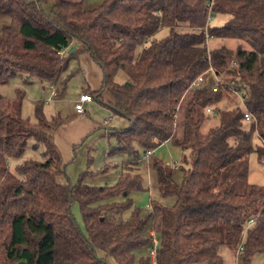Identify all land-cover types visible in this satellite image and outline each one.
<instances>
[{"label":"trees","instance_id":"1","mask_svg":"<svg viewBox=\"0 0 264 264\" xmlns=\"http://www.w3.org/2000/svg\"><path fill=\"white\" fill-rule=\"evenodd\" d=\"M86 1L0 0V15L10 18L0 30V85L24 75L64 89L70 61L89 53L104 73L92 96L130 122L109 131L117 147L108 155L134 159L121 163L113 185L85 183L108 165L73 183L53 139L69 117H48L46 102L38 100L33 122L23 115L25 90L14 98L0 94V264H110L109 257L150 264L151 231L159 241L157 264H226L222 246L236 252L241 245L240 264L264 256V185L249 181L250 155L264 153V0ZM215 15L228 18L216 25ZM211 39L236 46H212ZM74 42L79 45L70 51ZM210 67L219 88H190ZM120 71L131 80L117 82ZM237 93L245 106L219 107ZM208 109L219 122L203 133ZM30 139L43 147V157L12 171L10 160L25 153ZM167 140L182 149L178 166L158 159L152 165L162 195L175 202L152 200L148 211L134 206L121 220L133 205L130 195L147 190L135 161ZM212 228L220 238L200 237Z\"/></svg>","mask_w":264,"mask_h":264},{"label":"crops","instance_id":"2","mask_svg":"<svg viewBox=\"0 0 264 264\" xmlns=\"http://www.w3.org/2000/svg\"><path fill=\"white\" fill-rule=\"evenodd\" d=\"M32 1L34 0H28L26 2ZM1 16L2 15H0V23H4L5 19H2ZM209 42H213V44L211 43L212 46L221 44H226L227 46L231 47L236 46V42L233 40L225 41L211 39ZM78 45L79 44L77 42L73 43V47L75 48L78 47ZM65 53L66 51H64V54ZM68 74H71V77L67 83V86L62 89L60 93L58 90L59 85H50L39 77L26 79L24 75H20L14 79L15 83L24 88L26 92L29 91L28 86L30 85L32 87H30L31 91L29 92L35 93L39 90H43L41 91L42 93L46 92L44 93L46 99L43 100L49 105V110H47V112L45 111L47 116L60 114L64 117H69L67 121L56 128L53 137L54 143L61 154L68 177L71 180L76 177L78 180L80 174L83 172H95V170L91 169L90 167L93 164L92 162L98 158L93 156V154H98L100 148L103 149L104 163L105 165H108L109 168L112 165L118 167L119 164L130 161L129 159H122L119 156L109 158L108 151L110 148L109 146L111 139L108 133L112 130V128L114 129V122L116 120V114L112 111V109L102 105L100 102H98V100H96L94 96L93 101L86 104L85 114H78L74 107L75 102L82 93L91 94L90 90L97 91L101 89L104 78V73L101 67L93 60L89 53H82L70 61L69 67L64 75ZM75 76L76 79L72 81ZM35 82L39 83L40 85L33 86ZM69 86L77 87L78 91L74 93L69 91ZM53 89L57 91L56 97H52ZM50 97H52L51 100H48ZM36 100L39 99H35V101ZM144 154L145 151H142L140 158L135 162L139 167L137 170L138 173L142 175L144 180L146 179L147 183L146 185L144 184V186L147 187V190L135 192L130 195V198L133 201L131 208L134 206H139L144 210H149L152 200L159 201L165 205H172L175 202V198L173 196L162 195L159 188L158 173L156 169L153 168L152 160H161L163 163L171 164V166L175 168L178 166L182 157V149L178 146H175L171 140H167L162 142L155 149H152V153L148 160L142 159ZM109 168L106 171H109ZM114 178L116 179V177ZM115 179L114 184L117 182ZM124 200H126L124 197L115 199V201ZM129 217L123 218L120 215V218L123 221L127 220ZM220 253L224 259L221 248ZM224 261L227 264L225 259Z\"/></svg>","mask_w":264,"mask_h":264},{"label":"rangeland","instance_id":"3","mask_svg":"<svg viewBox=\"0 0 264 264\" xmlns=\"http://www.w3.org/2000/svg\"><path fill=\"white\" fill-rule=\"evenodd\" d=\"M26 1H28V0H26ZM102 2H103V0H87L86 1V3L88 5H92V6L99 5ZM43 6L47 12H50L52 9V5L50 3H46ZM1 18L5 19V22L0 23V30L4 25L10 23V18L8 16L2 15ZM227 18L228 17H226L224 15H222V16L215 15L213 17L212 23L216 24V25H220ZM165 33H166V29L162 30L158 34V36H162ZM211 43L213 44V42H211ZM74 79H76V76H75V78H73L72 81H74ZM130 80H131V78L125 72H122V71H120L116 76V81L120 82V83H124V82L130 81ZM28 85H29V83H28ZM39 85L40 84L37 82H35L33 84V86H39ZM30 87H32V86L31 85L28 86L29 91H31ZM28 88H27V90H28ZM17 90H25V89L22 88L21 86H19L18 84H16L15 80H12L11 82H9L7 84L0 85V94L5 95L9 98H14L15 96H17ZM58 90L60 93L62 90V86H59ZM29 91L26 92V90H25V96L23 99V115L25 117H29L31 119V121L35 122L36 119H35L34 111H35V106H36L37 101H38V100L35 101V99H39V100L46 99V96L44 94L46 92L42 93L41 91H43V90H41V91L39 90L35 93L29 92ZM69 91H72L74 93V92H77L78 89H77V87L72 86L69 88ZM37 95H38V97H37ZM61 96H63V95H61ZM218 105L220 108H226V107H232V106H240L241 107L242 103H241V99L238 95L235 96L234 94H231V95H228L227 98L225 97L222 101H220L218 103ZM48 108H49V105L45 104L44 110L46 112H47V110H49ZM48 116H51V115H48ZM218 122H219L218 116H217V114H215V111L213 110L211 113L207 114V118L201 127L202 132L207 133L208 130L211 127L217 125ZM114 124H115L114 128L122 129V128L128 127L130 125V122L126 118L119 116V115H116V120H115ZM110 139H111L110 148L113 149V147H117L116 140L113 137H111ZM34 142H35L34 139H30L25 153L18 158H12L10 160V168L12 171L16 172L17 165L23 163L25 160H27L29 158L40 159L43 157L42 156L43 147L38 146V147L34 148L33 147ZM254 142L258 146H263V142L261 141V139L258 136L255 137ZM102 150L103 149L100 148L98 154H95V153L93 154V156H95L96 158L98 157V158L94 162H92L93 164L91 165L90 168L95 170L96 173L98 170L103 168L105 165L104 160H103L104 157H103V151ZM115 156H109V158H113ZM119 157L122 159H129V160L134 159V157H132V156L130 157L128 155H121ZM120 171H121V164H119L118 167H116L115 165H112L109 168V171L103 170L102 172H99L95 175H88L86 177L85 183H87L89 185H94V186L113 185L115 182L114 177H116L115 180H117V177H118ZM58 181L64 182L65 181L64 176H59ZM71 181L73 183H75L77 181V178L75 177ZM249 181L253 184L264 185V153H262L261 156H259L258 152H254L250 155V157H249ZM146 183L147 182L145 179L144 184L146 185ZM132 209L133 208H131V207L125 209L124 211H122L121 216L123 218L129 217L131 215ZM146 210H148V209H146ZM72 212H73L75 218L77 219V221L81 224L82 223V215H81L78 204L73 205ZM220 236H221L220 231H218L216 228H212L209 230L206 229V230L202 231V233L200 234V237H204V238L205 237H207V238H210V237L211 238H220ZM221 251L223 252L222 254L224 255V259L226 260L227 264H240L241 258L236 259L235 252H233L229 248L223 247V246L221 247ZM108 260H109L110 264H116V262L114 261V259L112 257H109ZM263 263H264L263 254L262 253H256L252 259L251 264H263Z\"/></svg>","mask_w":264,"mask_h":264},{"label":"built area","instance_id":"4","mask_svg":"<svg viewBox=\"0 0 264 264\" xmlns=\"http://www.w3.org/2000/svg\"><path fill=\"white\" fill-rule=\"evenodd\" d=\"M61 55H64V51H60L59 52ZM222 84L220 78L215 74L214 70L212 67H210L206 72L198 75L190 84V88H196V87H204V86H208L210 89L216 91L219 86ZM238 94V93H237ZM57 96V91L55 89L52 90V97H56ZM238 96L240 97V95L238 94ZM50 97L48 100H51ZM241 99V103L242 106H245L243 99L240 97ZM93 101V96L89 93H82L78 100L75 102V110L78 114H85L86 113V104L88 102ZM208 111L211 112V109H208ZM245 119L250 120L253 118L252 114L249 111H246L244 113ZM152 153V150H147L145 152V154L143 155L142 159L144 160H148L150 158V155ZM255 223V219H249L247 221L246 227L244 229V235L246 233V231ZM151 237H152V244H151V248H150V255H151V261L150 264H157V260H156V251H157V247H158V239L155 235L154 232H150ZM242 255V246L240 245L239 248L237 249V251L235 252V257L237 258H241ZM236 263V262H235Z\"/></svg>","mask_w":264,"mask_h":264},{"label":"water","instance_id":"5","mask_svg":"<svg viewBox=\"0 0 264 264\" xmlns=\"http://www.w3.org/2000/svg\"><path fill=\"white\" fill-rule=\"evenodd\" d=\"M75 49V47H72L70 51H73ZM19 264H26L25 262H20Z\"/></svg>","mask_w":264,"mask_h":264}]
</instances>
